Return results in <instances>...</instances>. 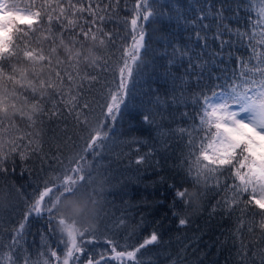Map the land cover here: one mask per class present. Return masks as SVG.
Wrapping results in <instances>:
<instances>
[{
    "label": "snow or ice",
    "instance_id": "snow-or-ice-1",
    "mask_svg": "<svg viewBox=\"0 0 264 264\" xmlns=\"http://www.w3.org/2000/svg\"><path fill=\"white\" fill-rule=\"evenodd\" d=\"M112 6V0L107 3L104 0H29L21 9L14 2L0 0V174L7 175L10 169L15 171L16 156L23 161L30 153L41 152L45 129H37V124L44 125L45 119L71 117L76 128L83 126L87 132L86 137L79 136L82 144L73 141L71 146L75 151L72 154L66 158H61L62 153L54 157L60 171L43 179L35 194L26 201L22 220L12 229L7 253L0 252V264H143L142 250L162 242L156 230L136 244L125 242L121 245L105 237L103 247L110 252L106 255L104 251H97L101 239L96 226H83L61 207L70 204L78 214L82 206L101 203L100 196L106 190L111 173L104 175L100 169L105 154L111 155L116 146L113 129L121 105L129 107L125 97L134 101L135 84L148 68H155L154 60L145 59L154 50L146 41L142 27L138 37L133 35L131 46L119 49V60H113L116 37L106 29ZM157 6L164 7L159 5V0H138L136 15L131 19L133 30L138 27V20L159 18L162 23L166 13L158 11ZM173 7L176 18H184L179 8ZM244 7L250 8L251 3L220 0L219 7L198 4L196 19L186 22L195 25L212 16L215 31L211 40L218 47L195 53L187 48L183 51L174 48L173 56L180 53L182 71H173L176 60L169 59L164 75L173 85L172 106H188L186 92L190 79L195 80L198 89L191 93L195 115L187 111L180 113L193 121L191 130L184 127L174 130L180 136H188L189 152L183 161L187 165V175L197 188L211 182L212 187L224 193L213 207V213L220 209L230 216L239 209L240 215L231 230L233 242H239L237 254L242 264H256L257 258L259 264H264V247L251 251L249 243L243 239L245 230L248 233L259 230L260 240L264 241V0H259V19L252 30L242 31L226 23L230 18L226 13L234 17ZM18 24L26 25V29ZM212 27L201 23L202 30ZM10 32L11 35H6ZM195 37L202 42V49H209L207 34L197 30ZM157 39L165 45L169 43L166 35ZM240 41H247V56L233 50ZM184 57H187L186 66L183 65ZM97 69L112 73L113 79L117 74L119 77L115 91L109 89L110 102L106 104H93L87 98L92 87L99 83L101 73ZM155 102L158 105L169 103L159 96ZM131 106L135 107L134 103ZM17 117L34 131L20 128ZM143 119L150 122L148 115ZM193 133L199 137L198 143ZM168 134L161 133L162 136ZM67 140L71 141L72 137ZM135 142L133 138L131 143ZM167 147L164 143L163 148ZM57 152H60L59 145ZM116 155L119 158L121 154ZM150 156L151 152L139 155L135 163L145 164ZM222 176L225 178L223 184ZM229 179L233 181L231 184L227 183ZM170 188L187 206H198L205 195L196 188L192 192L178 189L175 184ZM16 193L23 195L19 189ZM82 193H87V198H81ZM245 196L248 198L244 199ZM14 199L11 190L0 188V223L4 211L11 210ZM250 211L251 219L247 218ZM93 215L98 220L99 214ZM32 220L42 223L38 231L41 248L46 249L38 250L35 258L22 243ZM187 223L186 218L179 219L180 225ZM123 224L124 219L120 218L117 226ZM43 225L48 226L49 232H58L65 238L62 255L46 243Z\"/></svg>",
    "mask_w": 264,
    "mask_h": 264
},
{
    "label": "trees",
    "instance_id": "trees-1",
    "mask_svg": "<svg viewBox=\"0 0 264 264\" xmlns=\"http://www.w3.org/2000/svg\"><path fill=\"white\" fill-rule=\"evenodd\" d=\"M13 2L23 9L29 0H9V3ZM104 2L107 3L108 0ZM137 2L138 0H112L111 19L106 23V29L112 31L116 37V45L112 48L113 60H119L121 54L119 49L131 46L133 35L138 37L142 27L146 33V41L154 50L145 59L154 60L155 68H148L143 78L135 84L134 101L125 97V104L129 107L125 108L121 105V113L113 129L116 133V146L111 155L105 154L103 157V167L100 171L104 175L109 173L111 175L105 185L106 190L101 193L100 213L95 223L101 239V243L97 245V251H104L106 255H110V252L105 251L103 247L105 237L116 240L121 245L125 242L136 244L156 230L162 236V242L142 250L140 258L143 264H242L237 254L239 242L234 243L231 234L236 218L240 215L239 209L230 216L220 209L213 213V207L224 193L212 187L211 182L209 185H201L198 188L194 186L191 177L186 173L187 165L183 163L189 152L188 136H180L174 131L178 127L191 130L193 121L182 117L180 113L187 111L190 115H195L191 104V93L198 91L195 88V80L190 79L187 86L188 106L175 107L170 103V97L173 94L172 82L164 75L169 59L176 60L173 71H182L180 53L177 52L173 56L174 48H179L181 51L187 48L195 53L201 50L209 52L211 48L218 47L211 40V35L215 31V20L212 16L202 22L197 21L195 25L186 21L196 19L198 4L219 7L220 0H159V5L164 7L157 6V10L166 13L163 22H159V18H151L149 21L138 20V27L133 30L131 19L136 15ZM243 2L251 3V7L241 8L239 14L234 17L226 13L230 17L226 23L242 31L252 30L259 19L257 11L259 0H243ZM173 6L179 8L180 15L184 18H176ZM168 16L173 18L169 19ZM201 23L211 24L213 27L202 30ZM18 26L26 29L24 24H18ZM197 30L209 36V49H202V42L196 40ZM11 34V32L6 33V35ZM161 35L168 36L167 45L157 39ZM233 50L247 56L249 52L247 41L238 42ZM183 65H187V57H184ZM17 66L20 67L22 64ZM96 71L101 73L99 83L92 87L87 98L93 104L97 102L106 104L110 102L109 89L115 91L119 77L117 74L113 79V74L110 72H102L100 69ZM213 71L218 69L213 68ZM156 96H159L162 101L168 100L169 103L158 105L155 102ZM133 103L135 107L131 106ZM97 111L100 109L97 108ZM145 115L149 116L150 122L144 121ZM16 122L20 128L34 131L28 129L27 122L21 121L19 117ZM195 123H199L198 119ZM74 124L71 117L54 118L51 121L45 119L44 125L38 123L37 129L41 127L45 129L41 152L30 153L29 158L23 161L16 156L15 171L10 169L7 175L0 174V188L11 190L15 197L13 205L10 206L11 210H5L2 214L0 245L3 247L0 248V252L7 253L12 229L22 220L27 207L26 201L35 194V190L43 179L60 171V165L54 157L62 153L61 158H66L72 154L75 151L71 146L73 141L77 145L83 143L79 136L86 137L87 132L83 126L76 128ZM164 132L169 134L162 136L161 133ZM193 136H196V133H193ZM68 137H72V140L68 141ZM133 138L136 140L135 143H131ZM196 139L198 143L199 137L196 136ZM164 143L168 145L166 150L163 148ZM149 152L151 156L145 164L135 163L139 155ZM116 153L121 154L119 158ZM89 159H91L90 156ZM157 161H159L158 164ZM93 174H96L95 171ZM220 180L223 184L225 178L222 176ZM232 182L230 179L227 181L228 184ZM173 184L178 189L186 188L189 192L196 188V190L204 191L205 195L198 206H187L181 199L175 197L174 190L170 188ZM16 189H19L23 195L17 194ZM81 198H87V193H82ZM247 198V196L244 197V199ZM174 202L175 206H173ZM181 217L186 218L188 223L180 225ZM120 218L124 219V224L118 227L117 222ZM247 218L251 219V211ZM259 219L257 215L256 220ZM41 227V221L32 220L28 235L22 242L33 258L38 250L46 251L41 248V235L38 231ZM43 230L47 235L46 243L62 255L65 238L58 232H49L47 225H43ZM260 236L259 230L254 233H248L245 230L243 239L245 243H249L251 251H258L264 247V241L260 240ZM250 255L251 252H249ZM256 264H259L258 258Z\"/></svg>",
    "mask_w": 264,
    "mask_h": 264
},
{
    "label": "clouds",
    "instance_id": "clouds-1",
    "mask_svg": "<svg viewBox=\"0 0 264 264\" xmlns=\"http://www.w3.org/2000/svg\"><path fill=\"white\" fill-rule=\"evenodd\" d=\"M61 207L65 214L73 215L83 226L95 225L96 218L93 213H100V203L97 205L89 204L88 206H82L78 214L74 212L70 204L65 203Z\"/></svg>",
    "mask_w": 264,
    "mask_h": 264
}]
</instances>
